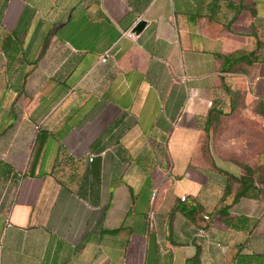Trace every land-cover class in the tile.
I'll return each mask as SVG.
<instances>
[{"label":"crops","instance_id":"obj_1","mask_svg":"<svg viewBox=\"0 0 264 264\" xmlns=\"http://www.w3.org/2000/svg\"><path fill=\"white\" fill-rule=\"evenodd\" d=\"M0 264H264V0H0Z\"/></svg>","mask_w":264,"mask_h":264},{"label":"built area","instance_id":"obj_2","mask_svg":"<svg viewBox=\"0 0 264 264\" xmlns=\"http://www.w3.org/2000/svg\"><path fill=\"white\" fill-rule=\"evenodd\" d=\"M126 35H127L128 37H130V38H135V37H136L135 32H132V31L127 32ZM106 60H107L106 57H104V58L102 59V61H106ZM90 160H93V158H90ZM185 199H186V196H183V197H182V200L184 201ZM205 218L208 219L209 217H208V216H205Z\"/></svg>","mask_w":264,"mask_h":264},{"label":"water","instance_id":"obj_3","mask_svg":"<svg viewBox=\"0 0 264 264\" xmlns=\"http://www.w3.org/2000/svg\"><path fill=\"white\" fill-rule=\"evenodd\" d=\"M146 26V22L145 21H140L137 26L135 27L134 31L137 33H140L144 27Z\"/></svg>","mask_w":264,"mask_h":264},{"label":"trees","instance_id":"obj_4","mask_svg":"<svg viewBox=\"0 0 264 264\" xmlns=\"http://www.w3.org/2000/svg\"><path fill=\"white\" fill-rule=\"evenodd\" d=\"M243 194V191H241L238 195L241 196Z\"/></svg>","mask_w":264,"mask_h":264}]
</instances>
